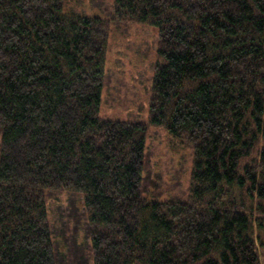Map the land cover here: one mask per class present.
Here are the masks:
<instances>
[{"label":"trees","instance_id":"1","mask_svg":"<svg viewBox=\"0 0 264 264\" xmlns=\"http://www.w3.org/2000/svg\"><path fill=\"white\" fill-rule=\"evenodd\" d=\"M112 12L0 0V264H72L55 194L78 195L92 264H264V0ZM114 22L158 29L149 123L193 149L188 203L143 195L146 125L100 117Z\"/></svg>","mask_w":264,"mask_h":264},{"label":"rangeland","instance_id":"2","mask_svg":"<svg viewBox=\"0 0 264 264\" xmlns=\"http://www.w3.org/2000/svg\"><path fill=\"white\" fill-rule=\"evenodd\" d=\"M113 1L65 0V6L89 17L112 19ZM111 29L100 117L105 121L146 125L143 195L158 202L188 203L193 149L185 139L174 138L165 129L149 123L158 29L127 22H114ZM81 205L75 194H55L47 199L58 246L56 255L60 253L65 262L72 264H86V259L92 264Z\"/></svg>","mask_w":264,"mask_h":264}]
</instances>
